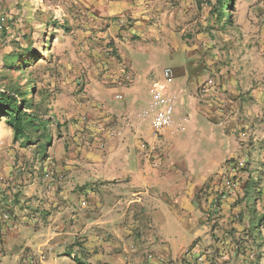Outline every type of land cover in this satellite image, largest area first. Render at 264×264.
Masks as SVG:
<instances>
[{
	"label": "crops",
	"instance_id": "0c3cea01",
	"mask_svg": "<svg viewBox=\"0 0 264 264\" xmlns=\"http://www.w3.org/2000/svg\"><path fill=\"white\" fill-rule=\"evenodd\" d=\"M61 9L66 19L60 29L68 31L71 54L62 61L74 69L54 104L63 134L51 140L39 164L52 177H24L20 201L28 214L2 264H182L210 237L202 190L233 155L239 107L234 104L220 120V111L188 99L191 78L196 93L207 72L197 48L183 39L184 15L176 0H67ZM107 45L121 61L116 76L102 66L109 63ZM167 57L174 72L168 84L176 76L181 81L170 89L177 100L175 122L157 141L141 113L156 79L151 66ZM80 63L92 70L76 93ZM241 67L247 85L264 81V56L245 57ZM124 69L134 75L132 84L108 89L99 83L105 75L122 80ZM256 88L250 94L258 97ZM143 142L156 143L158 166L147 158ZM165 209L194 238L176 259L170 238L155 223Z\"/></svg>",
	"mask_w": 264,
	"mask_h": 264
},
{
	"label": "rangeland",
	"instance_id": "374dc122",
	"mask_svg": "<svg viewBox=\"0 0 264 264\" xmlns=\"http://www.w3.org/2000/svg\"><path fill=\"white\" fill-rule=\"evenodd\" d=\"M66 1L0 0V91L14 96L33 122L26 132L27 138L16 139L7 124V115L0 112V264L5 248L15 246L11 243L15 240L14 232L24 224V214H28L20 201L24 177L34 172L38 177L43 176L44 182L52 177L51 169L44 170L43 164L40 170L39 164L51 140L63 134V124L58 121L54 104L66 91L63 83L74 70L73 64L62 61L71 55L65 45L68 31L60 29L66 19L61 6ZM176 1L184 15L183 39L190 48H197L202 69L207 72L205 82H212L215 87L204 98L201 86L205 82L194 93L191 78L188 99L194 96L198 104L220 111L224 114L220 120H225L234 104L239 107L231 146L233 155L202 190L210 237L200 252L190 254L182 264H264V81L250 86L241 78V63L245 57L264 56L261 45L262 41L264 43V0H233L225 8L223 20L218 16V0ZM122 20L119 24L126 26ZM106 52L109 63L102 64L108 67L107 71L103 70L117 71L116 76L120 58L112 45H107ZM14 55H18L19 60L7 67L5 60ZM171 63L167 57L151 66L154 82L164 84L169 96H173L171 87L181 81L180 76H176L173 85L168 84L170 81L163 82V72ZM89 70L92 67L88 64L78 65L80 77L74 82L76 93L84 90V77ZM106 76L102 79L99 76L102 87L110 89L118 85L116 77ZM256 86L258 97L250 94ZM23 93L28 94L26 98ZM49 157L50 154L46 155L43 161ZM40 172L44 174L39 176ZM228 184L230 194L226 192L228 194L221 197L218 193L220 199L214 204L217 190H225ZM155 223L160 232L170 238L174 259L180 247L191 244L194 239L181 231L179 219L166 209L157 213Z\"/></svg>",
	"mask_w": 264,
	"mask_h": 264
},
{
	"label": "built area",
	"instance_id": "2783aa9c",
	"mask_svg": "<svg viewBox=\"0 0 264 264\" xmlns=\"http://www.w3.org/2000/svg\"><path fill=\"white\" fill-rule=\"evenodd\" d=\"M110 50V49H109ZM108 50V51H109ZM174 78V72L171 68H166L163 72V82H169ZM135 80L134 75L126 69L122 72V80L117 78V84L124 82L125 84H132ZM166 84V83H165ZM214 84L212 82H205L201 86V96L206 98L209 96L210 91H214ZM150 100L147 107L142 110L141 117L148 121L153 132L154 138L158 141L161 140L166 129L173 126L177 112V100L175 97L169 96L166 86L159 82H154L149 90ZM122 95L117 94L116 99H122ZM103 145V144H102ZM142 148L147 152L148 159H154L153 164L159 165L161 157L157 154L158 147L156 143L150 144L148 142L142 143ZM226 192L230 194V184L224 190H217V197L214 200L218 201L219 194L225 197ZM219 193V194H218ZM218 198V199H217Z\"/></svg>",
	"mask_w": 264,
	"mask_h": 264
},
{
	"label": "trees",
	"instance_id": "16d2710c",
	"mask_svg": "<svg viewBox=\"0 0 264 264\" xmlns=\"http://www.w3.org/2000/svg\"><path fill=\"white\" fill-rule=\"evenodd\" d=\"M232 2L233 0H218V16L220 20L224 19V10L228 8ZM18 57V55H14L11 58H7L5 60V65L11 67L9 64L18 61ZM27 95V93L22 94L24 98H26ZM23 102H26V100H23ZM0 112L7 115V124H9L14 131L16 139L20 137L27 138L26 132L29 127L33 125V122L29 119V116L23 112L22 106L18 100L14 96L8 95L6 91H0Z\"/></svg>",
	"mask_w": 264,
	"mask_h": 264
}]
</instances>
